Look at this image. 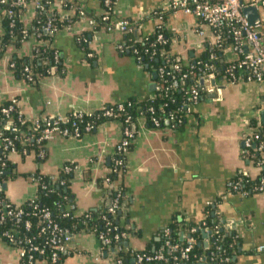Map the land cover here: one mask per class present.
<instances>
[{
	"label": "crops",
	"instance_id": "1",
	"mask_svg": "<svg viewBox=\"0 0 264 264\" xmlns=\"http://www.w3.org/2000/svg\"><path fill=\"white\" fill-rule=\"evenodd\" d=\"M165 1L118 0L113 21L129 22L132 31L124 34L111 26L96 29L97 25L90 24V17L102 15L101 0H72L85 12L84 18H77L75 8L53 0L48 14L58 15L63 27L49 41L32 33L19 46H8L0 59V108L15 99L18 110L28 119L68 118L128 100L151 99L154 76L128 50L124 54L117 48L124 46L127 35L140 42L162 25L169 40L167 53L185 68L195 65L213 40L211 30L195 17L165 10ZM160 11L162 20L155 15ZM36 12L35 5L29 3L19 15L23 27L32 32ZM136 30L138 36L134 35ZM3 33L0 17V35ZM47 45L57 55L58 71L30 84L10 69L12 58L30 57L38 47ZM235 59L232 53L222 56L226 63ZM194 85L212 86L214 93L203 94L189 107L183 129H156L145 118L137 121L125 171L118 180L125 193L119 222L129 230L122 249L106 248L96 235L80 233L73 236L68 253L57 264H114L127 250L153 251L171 225L182 230L184 224L202 223L211 206L226 232H235L240 240L235 264H264V192L246 196L227 192L228 183L238 176L255 181L260 174L244 155V139L264 127V85L247 81L242 72L235 83L199 78ZM121 139V123L109 121L78 138L57 139L48 146L44 159L33 153L11 155L4 190L7 201L15 206L30 202L38 191L31 176L59 178L65 165H73L69 185L72 200L67 209L82 216L109 208L112 189L104 179L117 158ZM180 236L184 239L186 234ZM205 238L208 246L207 233ZM22 262L19 248L0 241V264ZM34 264L51 263L37 259Z\"/></svg>",
	"mask_w": 264,
	"mask_h": 264
},
{
	"label": "trees",
	"instance_id": "2",
	"mask_svg": "<svg viewBox=\"0 0 264 264\" xmlns=\"http://www.w3.org/2000/svg\"><path fill=\"white\" fill-rule=\"evenodd\" d=\"M53 0H42L41 4L43 6L42 10H37L36 17L33 23L34 32L27 30L19 21L20 12L24 7H13L11 4H1L0 3V17H2V25L4 28V33L0 35V59L3 57L6 49L11 44L19 46L23 41H25L32 33L39 35L40 39L44 41H49L52 37L48 32H46V26L51 22L52 28L56 31L63 27L62 22L59 20L58 15H49L48 6ZM66 8H73L72 4L63 3ZM79 10L77 8L76 16L79 18ZM96 22V29L108 28L109 25L102 22L100 17H90ZM223 30V41L221 48H213L212 50H207L203 57L197 61L200 62L199 66H194L189 74V77L185 80L182 79L184 74L190 73L189 69L182 66L181 62L176 57H169V60L164 59L160 52L162 49L166 51L169 50V40L165 34L162 32L165 39L168 40L166 46H162L156 43L158 33L136 42L132 37L127 35L124 40V47L130 55H134L140 64L146 68L150 74H152L154 80V96L147 101H136L128 100L123 104L106 106L102 110L92 113L90 115H70L68 117L69 124L66 127H71L72 124H76L81 136L85 133V128L90 125L93 130L97 126L109 121H118L121 123L123 128H129L133 133V139L135 137V128L137 121L140 118H145L149 126L152 128V119L159 121V129L165 127H170L173 130L183 129L186 123L187 116L189 114V107L191 102H189L190 88L197 83L199 78L206 77L209 73H214L216 75V80H225L230 82V75L236 80L239 78L238 71H227L230 69V64L222 60V50L226 49L231 44V38ZM83 43V39H81ZM154 44L155 47L152 48L151 45ZM153 50L156 52V56L151 59V53ZM136 51V54H135ZM90 53H88L89 55ZM213 54L216 56V60L210 64L214 66V70H206L204 64L208 63L209 56ZM196 62V63H197ZM10 63L14 64L13 72L14 74L22 80L30 84H35L39 78L49 75L52 71H58L61 69L60 64L57 61V55L51 46H40L30 57H14L11 59ZM173 65H180V71H174ZM26 69L28 72H26ZM164 69L165 72L171 73V76L160 75L159 70ZM31 79V80H30ZM203 92H201V96ZM112 112V117H105L106 112ZM13 124L12 127L16 132H21L23 129L19 124L16 123L17 114H13ZM171 119H174L173 121ZM0 120V124H1ZM4 123H2L3 125ZM264 129L262 127L260 130ZM92 130V131H93ZM91 131V132H92ZM4 135L10 136V133L5 132ZM131 148V146H130ZM129 148V150H130ZM20 150V147L19 149ZM262 153V154H261ZM248 159H250L254 165L261 161L262 156H264V150L262 152L258 151V144L252 146L248 152ZM252 156V157H251ZM119 158V156L117 155ZM124 160V158H123ZM75 169L73 165H65ZM11 170V163L8 165V171ZM115 170V166L111 167L110 174L104 179L109 180L113 188L110 193L112 200L115 199L117 194H121L119 204L122 207L124 201V187L122 183L118 184V180L123 176L125 169ZM72 172L65 173L60 172V176L57 181H52L50 177L41 176L39 180V186L37 191V198L35 203L27 202L26 204L20 206L21 210L24 212L23 220H28L31 222L32 227L29 232H24L22 226L16 229L13 224L9 221L5 222L0 226V235L4 232H9L10 234H15L19 238L25 239L28 237H36V243L39 245L44 244L46 241V236H40L39 230L44 226L43 221L38 212L41 210H47L50 212L51 220L61 229L66 230L71 236L80 233H90L99 237L101 234L108 238H114L117 234L128 233L120 224V216L118 212L113 216L108 214L107 209L90 211L82 216H75L72 211H69L67 207L71 204L72 194L70 192V177ZM37 178V175H34ZM264 178V167L260 169V174L255 181L250 180L246 176H238L233 181L237 182L238 179L242 180V190L248 192L253 186H256L260 179ZM8 179V176H7ZM63 183L64 185H61ZM41 186H45L44 190ZM109 192V191H108ZM0 213L6 207V209H13L15 205L7 201L4 191L0 193ZM37 206V209H35ZM37 210V211H36ZM33 213H38L37 216H33ZM208 230L207 238L209 240L208 246L205 245L204 240L206 232ZM169 237H163L154 246V250H146L147 253L154 254L161 252L165 260L155 261L142 264H174L173 257L176 254H172L165 246L166 242L169 241L171 245L185 246L187 241L191 238L195 240L194 247L189 254L187 260L181 261V264H199V258H209L213 256L215 260L213 262H206V264H235L234 258L237 255V250L240 245V240L236 237L235 232H226L225 224L221 222L217 215H215V208L208 207L206 212V219L202 223H189L184 224L183 229L180 230L178 225L173 224L169 227ZM184 232L186 234L184 239H181L180 234ZM2 241L7 242L6 238H2ZM124 241L113 242L112 247H119L122 249V243ZM17 247L14 244H11ZM105 245V244H104ZM106 248H108L105 245ZM49 251V249H47ZM65 255V254H64ZM63 254L60 256L59 262H61ZM39 259V257H37ZM117 259L122 261V264H137L132 258V252L127 250L123 254L118 255ZM228 260V262H225ZM58 262V263H59Z\"/></svg>",
	"mask_w": 264,
	"mask_h": 264
},
{
	"label": "built area",
	"instance_id": "3",
	"mask_svg": "<svg viewBox=\"0 0 264 264\" xmlns=\"http://www.w3.org/2000/svg\"><path fill=\"white\" fill-rule=\"evenodd\" d=\"M42 0H0L1 4H11L13 7H25L29 3L35 5L37 10H42L43 6L41 4ZM62 3H69L73 5L72 0H59ZM118 0H101L102 15L100 16L101 21L108 24L109 28L114 27L115 30L121 33H130L131 26L128 21L120 20L118 22L113 21L114 9ZM73 8H77L73 5ZM165 10H170L172 12H182L183 14L195 17L201 24V26L209 28L212 33V44L209 50L213 48H221L223 41V30H227V34L231 38V44L228 48L223 49L222 53H232L236 56L235 60L229 62L230 69L227 71L242 72L246 75V80L259 85H264V0H167L163 4ZM249 8L255 9L259 13V23L255 27L251 26L248 20L245 18L243 11ZM163 10V9H162ZM161 12L155 13L157 17L160 16ZM79 16L81 18L86 17L83 10H79ZM92 26L96 25V22L90 20ZM111 26V27H110ZM46 32L50 35L56 33V29L52 28L51 22L46 26ZM163 26H159L156 30L157 39L156 43L162 46L168 44V40L165 39L163 33ZM201 36H204L203 32H200ZM152 48L155 47L154 44L151 45ZM118 50L124 53L126 47L119 45ZM136 54V51H135ZM160 55L166 59L170 57L165 49H162ZM91 56V55H90ZM151 59L156 56V52L153 50L151 53ZM216 60V56L211 54L209 56L208 63L204 64L206 70L213 71L214 66L210 63ZM139 62V60H137ZM140 63V62H139ZM200 62L196 63L199 66ZM195 66V65H194ZM194 66H189L190 73L184 74L182 79L185 80L192 74ZM10 69L13 71L14 64H9ZM180 65H173L174 71L181 70ZM26 72L28 70L26 69ZM160 75L171 76V73L165 72L164 69L159 70ZM231 83H235L236 79L230 75ZM31 80V79H30ZM205 81L215 82L216 75L214 73H209L204 77ZM201 92L203 94H213L214 87L209 86H199L193 85L190 88V98L191 107L196 105L201 98ZM153 98V97H152ZM13 114H17L16 123L19 124L23 129L21 132H16L13 124ZM83 115V114H78ZM90 115V114H88ZM107 118L112 117V112L108 111L104 115ZM0 193L4 191V186L6 185L8 179L7 176L10 174L8 171V165L10 163V156L15 154L30 155V153L35 154L39 159H44L48 146L55 142L59 138L74 137L78 138L81 133L76 127V124L66 127L69 124L68 118L60 117H40L35 119L26 118L19 110L17 105V100L13 99L7 104L0 108ZM172 121L174 119H171ZM2 123H4L2 125ZM153 128L159 129L160 124L156 119H152ZM93 127L88 125L85 128V133H91ZM5 132L10 133V136L4 135ZM133 141V133L129 128L122 127V139L117 146V157L114 160L115 170L125 168V157L129 153V148ZM258 144V151L262 152L264 150V129L256 130L253 136L244 139V155L248 158L249 150ZM20 147V150H18ZM262 154V153H261ZM252 157V156H251ZM124 158V160H123ZM259 170L264 167V156H262L261 161L256 164ZM65 173L73 172L74 169L70 167H64L62 169ZM41 175L31 176V182L39 186V180ZM58 178H52V181H57ZM106 184L111 187L112 184L106 179ZM61 185H64L61 183ZM44 190L45 186H41ZM228 194H258L264 192V178H261L256 186H253L251 190L245 192L242 190V180L238 179L237 182L231 181L227 186ZM121 194H117L114 200L111 201V206L109 207L108 214L115 215L116 212L120 210V200ZM37 196L31 200L32 204L35 203ZM1 200V198H0ZM37 209V206H35ZM37 211V210H36ZM44 226L40 228L39 235L46 236V241L44 244L39 245L36 243V237H28L25 239L19 238L17 235L10 234L9 232H4L0 235V241L2 238L7 239L8 244H14L19 248L20 254L22 256L23 264H34L38 259H43L51 264H57L60 260V256L68 253V244L72 241L73 236L66 230H61L52 220L50 212L47 210H41L38 212ZM38 213H33V216H37ZM24 212L21 210L20 206H14L13 209H3L0 213V226L5 222L9 221L13 224L16 229L22 226L24 232H29L31 230L32 224L28 220L24 221ZM209 234L208 230H205ZM169 230L164 231V237H169ZM127 234H117L114 238L105 237L101 234L98 238L103 244L111 249L113 242L124 241L127 239ZM195 244L194 239H189L185 246L171 245L169 241L166 242V248L172 253L176 254L173 257L174 264H181V261L187 260L189 254L192 251ZM49 249V251H47ZM132 258L137 264L149 263L155 261H164L165 257L161 252L154 254L138 253L132 252ZM213 262L215 258L213 256L209 258H199L198 263ZM228 262V260H225ZM114 264H122V261L115 259Z\"/></svg>",
	"mask_w": 264,
	"mask_h": 264
},
{
	"label": "water",
	"instance_id": "4",
	"mask_svg": "<svg viewBox=\"0 0 264 264\" xmlns=\"http://www.w3.org/2000/svg\"><path fill=\"white\" fill-rule=\"evenodd\" d=\"M243 14L245 16V18L248 20V22L250 23L251 26L255 27L256 25H258L259 23V13L253 9V8H249L243 11ZM135 36H138V31L136 30L134 32ZM155 86H152V89H154ZM6 189V185L4 186V190ZM111 206V201H109L108 207ZM125 245L127 246V243H125ZM201 264H205V263H201Z\"/></svg>",
	"mask_w": 264,
	"mask_h": 264
}]
</instances>
